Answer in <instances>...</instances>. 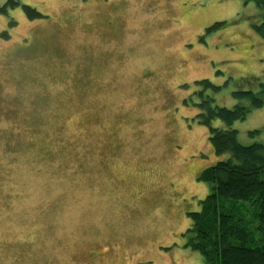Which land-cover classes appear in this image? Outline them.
<instances>
[{
    "label": "rangeland",
    "instance_id": "374dc122",
    "mask_svg": "<svg viewBox=\"0 0 264 264\" xmlns=\"http://www.w3.org/2000/svg\"><path fill=\"white\" fill-rule=\"evenodd\" d=\"M16 1L0 0V264H91L97 247L110 264H206L187 243L211 191L197 173L227 153L198 114L245 105L211 125L264 145V5Z\"/></svg>",
    "mask_w": 264,
    "mask_h": 264
},
{
    "label": "trees",
    "instance_id": "16d2710c",
    "mask_svg": "<svg viewBox=\"0 0 264 264\" xmlns=\"http://www.w3.org/2000/svg\"><path fill=\"white\" fill-rule=\"evenodd\" d=\"M255 2L264 5V0ZM15 3L6 0V4ZM24 7L32 16L41 14L30 5ZM220 23L214 22L211 28ZM253 25L264 36V19ZM3 34L8 35L6 30ZM250 90L235 94L249 96L254 105H260L262 101ZM210 100L203 101L206 110L198 114L199 121L210 125L209 137L216 153L227 154L197 173L211 184V191L202 200L201 210L192 212L187 243L202 252L206 264H264V145L243 144L236 128L211 125L217 115L230 125L245 118L250 108L241 104L233 108L211 106Z\"/></svg>",
    "mask_w": 264,
    "mask_h": 264
},
{
    "label": "flooded vegetation",
    "instance_id": "af4514ba",
    "mask_svg": "<svg viewBox=\"0 0 264 264\" xmlns=\"http://www.w3.org/2000/svg\"><path fill=\"white\" fill-rule=\"evenodd\" d=\"M88 257L91 261V264H110L108 249L104 250L101 247L93 248L88 252ZM132 264H139V263L135 262Z\"/></svg>",
    "mask_w": 264,
    "mask_h": 264
}]
</instances>
